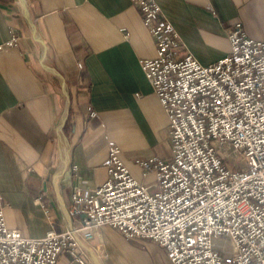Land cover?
Masks as SVG:
<instances>
[{
    "label": "crops",
    "instance_id": "0c3cea01",
    "mask_svg": "<svg viewBox=\"0 0 264 264\" xmlns=\"http://www.w3.org/2000/svg\"><path fill=\"white\" fill-rule=\"evenodd\" d=\"M156 2L202 65L229 54L227 31L236 22L264 42V0ZM0 48V196L8 229L38 240L76 224L68 214L73 188L94 190L108 180L112 145L138 182L153 185L155 174L144 177L135 161L169 158L172 139L140 63L157 57L156 41L130 0H0ZM102 233L94 243L104 244L107 259L92 254L94 264H172L156 242L128 240L112 227Z\"/></svg>",
    "mask_w": 264,
    "mask_h": 264
},
{
    "label": "built area",
    "instance_id": "2783aa9c",
    "mask_svg": "<svg viewBox=\"0 0 264 264\" xmlns=\"http://www.w3.org/2000/svg\"><path fill=\"white\" fill-rule=\"evenodd\" d=\"M130 2L156 41L157 57L140 63L168 114L172 155L136 159L144 177L155 174L146 186L112 145L108 180L73 188L68 214L76 224L38 240L8 229L0 196V264H57L60 256L94 264L92 254L102 263L105 246L94 242L104 227L156 242L172 264H264V42L236 22L229 54L205 66L156 0ZM231 152L242 166L229 161ZM220 241L230 242L228 253Z\"/></svg>",
    "mask_w": 264,
    "mask_h": 264
},
{
    "label": "rangeland",
    "instance_id": "374dc122",
    "mask_svg": "<svg viewBox=\"0 0 264 264\" xmlns=\"http://www.w3.org/2000/svg\"><path fill=\"white\" fill-rule=\"evenodd\" d=\"M229 161L236 164V166H242L241 158L236 153L231 152ZM218 248L222 249L224 253H228L231 250L230 242L220 241L218 242Z\"/></svg>",
    "mask_w": 264,
    "mask_h": 264
}]
</instances>
